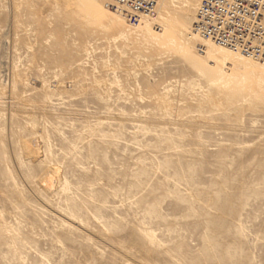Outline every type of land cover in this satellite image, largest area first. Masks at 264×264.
<instances>
[{"label":"rangeland","instance_id":"rangeland-1","mask_svg":"<svg viewBox=\"0 0 264 264\" xmlns=\"http://www.w3.org/2000/svg\"><path fill=\"white\" fill-rule=\"evenodd\" d=\"M108 4L0 0V264H264L259 72Z\"/></svg>","mask_w":264,"mask_h":264},{"label":"bare ground","instance_id":"bare-ground-1","mask_svg":"<svg viewBox=\"0 0 264 264\" xmlns=\"http://www.w3.org/2000/svg\"><path fill=\"white\" fill-rule=\"evenodd\" d=\"M43 7H49L50 3L54 0H39ZM74 2L75 0H70ZM112 4L106 5L107 8H112L117 6L114 11V15L111 16L110 20L115 19V15H119L125 13L126 18L130 24L132 23L130 17L136 16L138 17L137 25H133L136 29H145L149 30V28L154 24L157 25L161 30H163L164 23L161 24L160 19H167L170 18L171 20H175L177 17H171L170 11L173 8H179L180 10L188 11L190 8L197 7L195 14L191 16V23H189V29H191V33L187 34V40L189 39H199L200 41L204 42L203 46L207 49L208 52H211L210 48H217L219 51L225 52L229 55L232 54V58L236 59L243 65H247L250 68H254L257 73V77L259 80L264 81V56L260 53L259 55L256 54H249L246 55L242 53V50H232L227 45L221 44L216 40H212L210 38L205 37V35L201 32V28L197 26L198 23V12L202 7L203 0H179V5H176L175 2L178 0H155L153 6L149 9H136L135 7L131 6L128 2H122L120 0H110ZM173 7V8H172ZM154 12V14H153ZM181 22V21H179ZM142 24V25H140ZM182 28L180 33H182ZM195 33H194V32ZM126 34L121 30L119 34L112 36V40L116 41L118 38H125ZM230 54V55H231ZM229 55V56H230ZM226 57H223V63H225ZM258 64V65H256ZM258 69V70H257ZM254 71V70H253ZM262 75V76H261ZM47 101L49 98H46ZM19 147L21 154L24 158L30 159L37 157L41 154L42 148L39 142V139L36 136H28L23 138L19 141ZM38 182L44 188L48 190H53L61 183V178L59 174L53 169L48 168L44 170L38 176Z\"/></svg>","mask_w":264,"mask_h":264},{"label":"built area","instance_id":"built-area-1","mask_svg":"<svg viewBox=\"0 0 264 264\" xmlns=\"http://www.w3.org/2000/svg\"><path fill=\"white\" fill-rule=\"evenodd\" d=\"M149 10L155 0H120ZM137 23L138 17H130ZM205 37L242 53L264 56V0H203L198 23Z\"/></svg>","mask_w":264,"mask_h":264}]
</instances>
